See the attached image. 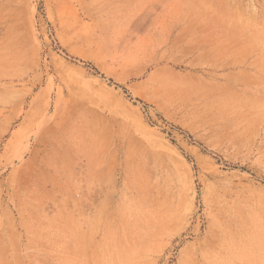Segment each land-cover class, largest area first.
Masks as SVG:
<instances>
[{"label":"rangeland","instance_id":"rangeland-1","mask_svg":"<svg viewBox=\"0 0 264 264\" xmlns=\"http://www.w3.org/2000/svg\"><path fill=\"white\" fill-rule=\"evenodd\" d=\"M0 264H264V0H0Z\"/></svg>","mask_w":264,"mask_h":264}]
</instances>
